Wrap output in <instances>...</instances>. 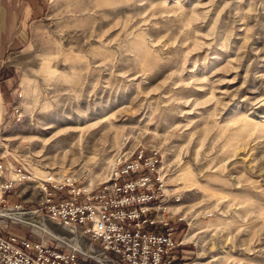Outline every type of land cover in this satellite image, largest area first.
Segmentation results:
<instances>
[{
  "label": "rangeland",
  "instance_id": "374dc122",
  "mask_svg": "<svg viewBox=\"0 0 264 264\" xmlns=\"http://www.w3.org/2000/svg\"><path fill=\"white\" fill-rule=\"evenodd\" d=\"M12 62L0 184L26 179L7 206L39 209L49 177L97 188L142 151L179 263L264 264V0H50ZM26 221L31 239L46 229L91 264H121L41 213Z\"/></svg>",
  "mask_w": 264,
  "mask_h": 264
},
{
  "label": "built area",
  "instance_id": "2783aa9c",
  "mask_svg": "<svg viewBox=\"0 0 264 264\" xmlns=\"http://www.w3.org/2000/svg\"><path fill=\"white\" fill-rule=\"evenodd\" d=\"M156 162L154 157L147 158L139 151L124 162L111 182L91 190L76 187L69 178L56 182L49 177L46 183L51 186H43V202L35 210L21 204L9 207L4 199L25 176L18 174L16 181L0 184L1 210L7 212L8 221L13 220H0V226L11 223L31 228L30 239L0 231V264H91L88 252L68 246L46 229H40L49 235L46 241L31 239L38 225L26 220L39 213L68 232L87 236L121 264H183L178 262L179 244L173 240L174 228L168 223L167 214H159L166 207L160 201L164 193ZM8 169L0 164V172H9Z\"/></svg>",
  "mask_w": 264,
  "mask_h": 264
},
{
  "label": "crops",
  "instance_id": "0c3cea01",
  "mask_svg": "<svg viewBox=\"0 0 264 264\" xmlns=\"http://www.w3.org/2000/svg\"><path fill=\"white\" fill-rule=\"evenodd\" d=\"M49 4L50 0H0V105L15 97L18 76L12 60L27 47L32 26L44 18ZM3 177L0 173V181Z\"/></svg>",
  "mask_w": 264,
  "mask_h": 264
},
{
  "label": "trees",
  "instance_id": "16d2710c",
  "mask_svg": "<svg viewBox=\"0 0 264 264\" xmlns=\"http://www.w3.org/2000/svg\"><path fill=\"white\" fill-rule=\"evenodd\" d=\"M183 229H184V226L179 227L180 231H183Z\"/></svg>",
  "mask_w": 264,
  "mask_h": 264
},
{
  "label": "bare ground",
  "instance_id": "6f19581e",
  "mask_svg": "<svg viewBox=\"0 0 264 264\" xmlns=\"http://www.w3.org/2000/svg\"><path fill=\"white\" fill-rule=\"evenodd\" d=\"M4 211V210H3ZM1 215H3V214H1Z\"/></svg>",
  "mask_w": 264,
  "mask_h": 264
}]
</instances>
